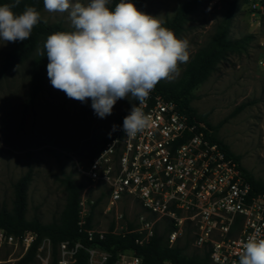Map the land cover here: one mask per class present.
Instances as JSON below:
<instances>
[{
	"label": "rangeland",
	"instance_id": "rangeland-1",
	"mask_svg": "<svg viewBox=\"0 0 264 264\" xmlns=\"http://www.w3.org/2000/svg\"><path fill=\"white\" fill-rule=\"evenodd\" d=\"M185 1L141 0L135 6L146 14L161 15L165 21ZM229 1L219 0L211 6L207 3L190 16L178 37L189 42V60L179 65L174 78L163 83L177 84L185 78L188 64L209 43ZM243 1L232 21L230 36L233 39L250 37L246 49L229 54L216 66L192 91L190 106L202 124L212 128L215 136L238 157L239 165L254 180L264 184V0H239ZM80 2L87 4L89 0ZM39 13L46 24L74 30L67 12L50 13L43 7ZM18 42L0 40V68ZM32 64L33 58L0 76V209L11 211L14 184L29 172L26 220L37 218L42 224L57 222L66 196L59 179L70 176L75 185L88 189L87 197L93 202L92 227L106 230L114 214L103 215L104 188L85 180L77 167L86 166L99 152L130 99L117 100L112 114L100 118L92 109L90 99L82 103L53 88L46 71L43 90L31 107L24 108ZM118 212L122 215L121 225L132 228L142 213L129 200L123 201ZM170 228V224L160 222L155 226V234L166 236ZM38 246L40 257L48 259L46 264H54L52 250L48 254V241L43 239ZM173 246L183 248V255L188 258L202 256L205 251L195 247L193 228L189 224L184 226ZM22 256L18 248H2L0 264H16ZM32 264L43 263L35 256Z\"/></svg>",
	"mask_w": 264,
	"mask_h": 264
},
{
	"label": "built area",
	"instance_id": "built-area-1",
	"mask_svg": "<svg viewBox=\"0 0 264 264\" xmlns=\"http://www.w3.org/2000/svg\"><path fill=\"white\" fill-rule=\"evenodd\" d=\"M143 111L150 117L149 127L134 137L122 129L86 166L77 167L85 180L104 188L103 215L114 214L113 225L106 230L88 228L93 202L87 197L88 189H82L78 231L89 242L102 240L108 233L123 236L132 232L137 235L135 244L143 246L154 236L155 226L166 222L172 227L168 234L171 246L189 224L194 245L208 251L209 264H238L241 243L256 228L264 230V193L252 190L239 165L206 139L205 126L191 122L174 101L152 90ZM125 200L136 203L142 212L131 230L121 225L118 212ZM35 240L36 233L30 230L13 236L0 229V249L18 248L24 256ZM38 247L35 256L46 264L48 259L40 257ZM80 248V242L59 243L54 264H73ZM86 252L87 264H105L110 257L97 247ZM141 263L132 251H123L111 264Z\"/></svg>",
	"mask_w": 264,
	"mask_h": 264
},
{
	"label": "clouds",
	"instance_id": "clouds-1",
	"mask_svg": "<svg viewBox=\"0 0 264 264\" xmlns=\"http://www.w3.org/2000/svg\"><path fill=\"white\" fill-rule=\"evenodd\" d=\"M50 13H68L73 31H57L44 43L47 76L68 98L86 102L100 118L112 114L117 100L139 102L123 120L125 135L134 137L150 126L143 104L154 87L174 78L189 60V42L177 38L160 16L146 14L131 0H43ZM19 0L0 6V40H28L41 19L34 7L17 14ZM117 129L113 125L112 130ZM111 135V133H109ZM238 264H264V230L256 228L241 243Z\"/></svg>",
	"mask_w": 264,
	"mask_h": 264
},
{
	"label": "trees",
	"instance_id": "trees-1",
	"mask_svg": "<svg viewBox=\"0 0 264 264\" xmlns=\"http://www.w3.org/2000/svg\"><path fill=\"white\" fill-rule=\"evenodd\" d=\"M120 0H111L110 8L114 9ZM137 4L141 0H131ZM209 0H187L180 5L175 14L168 20L164 21V26L172 30L178 38L183 32L190 16L200 7L207 4ZM6 3H12V0H0V6ZM245 3L239 0L227 2L225 12L222 18L215 26L214 33L209 43L200 49L187 66L185 78L177 84H166L161 80L153 89L154 92L161 94L166 99L174 101L180 111L185 114L191 122L202 123V120L196 115L195 110L190 106L192 91L215 70L216 66L226 60L229 54H237L244 51L248 45L250 37L233 39L230 36L232 21L239 10V7ZM26 7H34L38 12L44 7L43 0H19L18 6L14 11L22 13ZM57 31H69L59 24H46L42 19L34 26L28 40L19 41L16 46L7 54L0 68V76L9 73L24 62L33 58V64L30 76V87L24 102V108L31 107L43 90L45 83V74L47 71L48 58L41 56L46 38ZM138 101L131 99L125 104L124 110L117 118L115 125L117 129L107 135L103 143H107L117 137L123 129V120L129 115L132 107ZM204 131L206 139L210 143L217 144L228 157H231L238 165L239 159L234 156L228 147L219 140L213 133V129L208 125ZM240 170L247 181L250 183L252 190L256 193H264V184L254 180L240 165ZM30 173H26L14 184V199L11 211L5 208L0 209V229L8 235L18 236L26 230L36 233V240L17 261L16 264H32L35 258L36 250L39 243L46 239L49 241L53 260L56 255V247L64 241L80 242V248L73 264H87L88 256L86 249L97 247L109 254V259L105 264H111L117 253L123 251H132L136 256L142 259L141 264H209V253L205 249L202 256H193L191 258L183 255V248L178 246H169L168 234L172 227L165 234H154L150 241L138 246L135 244L136 234L128 232L121 235L108 233L102 240L97 238L94 241H87L84 234L78 231V201L82 188L75 185L70 176H64L59 179L60 184L65 191V205L57 222L42 224L37 218L26 220L27 208V187L30 181ZM91 210L87 218L86 226L91 227ZM113 224H111L112 226ZM131 230V226H128ZM55 261V260H54Z\"/></svg>",
	"mask_w": 264,
	"mask_h": 264
}]
</instances>
